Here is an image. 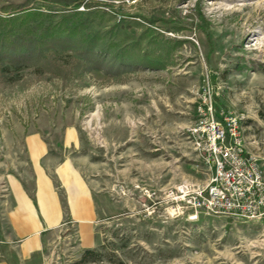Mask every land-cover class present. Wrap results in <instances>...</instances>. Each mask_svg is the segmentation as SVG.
Returning <instances> with one entry per match:
<instances>
[{"label":"rangeland","instance_id":"rangeland-1","mask_svg":"<svg viewBox=\"0 0 264 264\" xmlns=\"http://www.w3.org/2000/svg\"><path fill=\"white\" fill-rule=\"evenodd\" d=\"M109 3L158 19L154 29L179 42L166 68L92 72L86 85L17 73L0 85V155L14 163L33 131L59 147L62 130L76 127L77 156L100 193L98 249L113 256L98 264H264V220L210 216L169 197L182 183L197 190L208 182L188 138L208 106L216 117L236 114L245 143L264 147V0ZM73 241L47 238L28 264H80Z\"/></svg>","mask_w":264,"mask_h":264},{"label":"trees","instance_id":"trees-1","mask_svg":"<svg viewBox=\"0 0 264 264\" xmlns=\"http://www.w3.org/2000/svg\"><path fill=\"white\" fill-rule=\"evenodd\" d=\"M103 1L0 0V85L22 71L86 85L92 72L115 78L165 69L179 42L154 29L159 20L134 19ZM103 259L113 263L97 248L82 252L79 263Z\"/></svg>","mask_w":264,"mask_h":264},{"label":"crops","instance_id":"crops-1","mask_svg":"<svg viewBox=\"0 0 264 264\" xmlns=\"http://www.w3.org/2000/svg\"><path fill=\"white\" fill-rule=\"evenodd\" d=\"M50 136L23 135L14 163L0 155V264H28L52 237L74 240L78 252L99 246L100 193L77 156L78 130L63 129L59 147Z\"/></svg>","mask_w":264,"mask_h":264},{"label":"built area","instance_id":"built-area-1","mask_svg":"<svg viewBox=\"0 0 264 264\" xmlns=\"http://www.w3.org/2000/svg\"><path fill=\"white\" fill-rule=\"evenodd\" d=\"M240 121L232 112L216 117L212 105L202 112L188 138L210 177L202 189L191 190L185 183L174 187L169 192L173 201L188 199L187 205L210 216L264 220V147L248 148Z\"/></svg>","mask_w":264,"mask_h":264}]
</instances>
